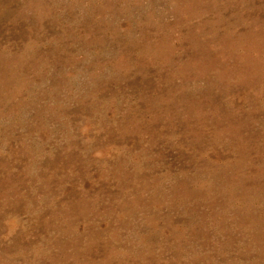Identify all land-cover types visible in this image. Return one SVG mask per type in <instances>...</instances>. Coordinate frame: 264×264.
Wrapping results in <instances>:
<instances>
[{
    "label": "rangeland",
    "instance_id": "obj_1",
    "mask_svg": "<svg viewBox=\"0 0 264 264\" xmlns=\"http://www.w3.org/2000/svg\"><path fill=\"white\" fill-rule=\"evenodd\" d=\"M0 264H264V0H0Z\"/></svg>",
    "mask_w": 264,
    "mask_h": 264
}]
</instances>
